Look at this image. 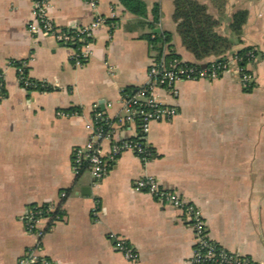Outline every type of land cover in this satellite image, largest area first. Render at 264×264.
<instances>
[{
	"label": "crops",
	"instance_id": "crops-1",
	"mask_svg": "<svg viewBox=\"0 0 264 264\" xmlns=\"http://www.w3.org/2000/svg\"><path fill=\"white\" fill-rule=\"evenodd\" d=\"M47 1L58 26H84L96 12L108 17L113 10L115 27L97 28L89 42L91 56L75 66L70 46L27 31L30 0H0V264H20L36 242L22 215L33 204L48 202L57 205L61 218L41 241L43 254L57 264H193L194 232L183 213L132 188L144 175L193 203L218 245L264 264V0H224L221 7V0H197L217 20L215 31L231 42L223 55L256 49L248 66L252 86L243 88L238 75L228 71L214 80L179 81L176 94L157 88L177 113L151 123L147 140L154 158L142 163L125 151L95 184L87 171L73 174L72 150L87 141L95 110L115 119L121 89L147 82L157 54L151 32H169L171 50L182 60L195 58L176 31L174 0H144L146 18L126 11L118 0H96L97 11L86 0ZM155 4L159 14L152 30L148 21ZM238 10L247 14L239 35L230 28ZM12 61L24 62L29 78L53 88L23 87ZM61 110L77 114L57 115ZM114 129L117 138L135 131L134 126ZM110 144L102 140L105 154ZM84 186L88 194L82 193ZM96 200L97 219L91 211ZM109 233L125 237L138 257L125 259Z\"/></svg>",
	"mask_w": 264,
	"mask_h": 264
},
{
	"label": "built area",
	"instance_id": "built-area-1",
	"mask_svg": "<svg viewBox=\"0 0 264 264\" xmlns=\"http://www.w3.org/2000/svg\"><path fill=\"white\" fill-rule=\"evenodd\" d=\"M31 12L27 23V31L31 35H51L58 42L70 46V61L75 66L84 64L91 56L89 46L94 31L100 26L107 25L111 30L115 27L113 22L114 13L108 17L98 12L87 25L76 28H65L54 23L48 14L47 0H30ZM92 10L97 11L96 0H86ZM245 66L239 62L241 56L234 53L229 56H221L208 59L202 63L189 62L174 59L167 61L164 57H154L148 70L147 82L135 86L131 93H126L125 87L120 91L121 111L115 119L108 118L102 111L95 110L92 114V122L87 127L89 136L84 145L75 147L71 153V166L74 175H80L87 171L94 179V184L106 176L111 162L125 151L133 152L142 163H148L154 158V151L147 140L150 125L154 121L169 120L177 110L175 106L166 104L156 93L157 88H165L176 94V84L184 80H214L224 73L232 71L239 77L243 88L252 86L254 75L248 70L255 58L254 47L247 50ZM16 69L18 82L25 88L38 89L51 87L48 82L36 81L28 77L25 72L24 62H10ZM3 86V75L0 71V88ZM76 110L57 111V115H75ZM114 125L125 129L135 127L133 134L124 138L115 137ZM104 139L111 140L109 152L105 154L101 148ZM132 188L136 191H145L155 200L180 210L191 229L194 232V248L191 256L193 264H260L251 257L229 251L218 245L208 234L205 220L201 211L191 202L178 193L163 188L157 178L153 175H144L133 180ZM65 192L60 193L64 198ZM92 216L97 219L99 215L98 200L92 207ZM61 218L60 210L52 202L33 204L22 215V221L26 232L36 238V242L29 247L20 264H57L55 261L43 254L42 237L50 228V225ZM108 237L113 240L114 248L120 252L125 259L135 260L138 257L134 247L128 240L116 233H109Z\"/></svg>",
	"mask_w": 264,
	"mask_h": 264
},
{
	"label": "trees",
	"instance_id": "trees-1",
	"mask_svg": "<svg viewBox=\"0 0 264 264\" xmlns=\"http://www.w3.org/2000/svg\"><path fill=\"white\" fill-rule=\"evenodd\" d=\"M222 1L224 0H221L220 7ZM118 2L126 11L133 15L142 18L147 17V7L144 0H118ZM158 11V5L155 4L151 9V19L148 21V25L152 30L157 26ZM246 15L245 10H238L233 14L230 24L233 33L237 35L241 33L242 25L246 21ZM173 19L176 22V31L181 38L183 46L195 58L192 62H206L210 56H215L220 60L223 53L230 49L231 42L228 38L215 31L217 20L208 13L205 4L197 0H174ZM148 38L152 48L157 52L156 58L164 57L167 61L174 59L182 60L179 55L171 50V34L169 32H151ZM164 44L168 47L167 52H163ZM250 48L252 47L248 46L237 51V55L242 57V60L239 62L241 66H245L246 64L244 54ZM14 63L18 64L16 61ZM38 89L43 90V88ZM51 89V87L45 88L48 91ZM134 89L135 86L125 87L126 93H131Z\"/></svg>",
	"mask_w": 264,
	"mask_h": 264
},
{
	"label": "water",
	"instance_id": "water-1",
	"mask_svg": "<svg viewBox=\"0 0 264 264\" xmlns=\"http://www.w3.org/2000/svg\"><path fill=\"white\" fill-rule=\"evenodd\" d=\"M159 31H160V28H156V29L154 30V32H159ZM201 65H202V66H205L204 63H202ZM81 191H82L83 194H88V193L90 192V188H89V186H84V187L81 189Z\"/></svg>",
	"mask_w": 264,
	"mask_h": 264
}]
</instances>
